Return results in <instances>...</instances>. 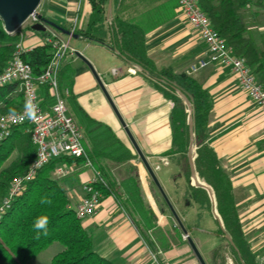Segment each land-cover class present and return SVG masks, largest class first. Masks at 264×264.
<instances>
[{
	"label": "crops",
	"instance_id": "1",
	"mask_svg": "<svg viewBox=\"0 0 264 264\" xmlns=\"http://www.w3.org/2000/svg\"><path fill=\"white\" fill-rule=\"evenodd\" d=\"M79 5L81 11L78 12ZM158 12V20L162 23L149 28L147 21L156 23L153 16ZM90 14L89 0H49L45 17L72 28L76 18H79V27H84ZM120 16L129 22L143 21L148 29L146 72L124 61L107 45L81 38L69 39L65 35L61 37L95 68L204 262L238 264L225 242L226 237L217 233L221 224L216 221L214 207L202 208L190 199V187L207 185L196 173L197 183L192 170L191 178L186 177L183 154L169 155L173 149L171 115L174 104L159 91L154 75L168 69L177 75H189L202 85L212 104L207 143L231 180L238 215L251 251L257 263L264 264V110L258 108L241 88L230 68L212 63L206 69L192 73L193 66L207 57V47L188 24L176 0H130L121 9ZM254 19L250 16V24ZM251 27L247 26V35L258 49H262L261 28ZM47 38L48 33L28 31L24 44L27 50H32L44 45ZM65 64H71L75 71L71 97L90 119L110 127L134 156L129 164L122 165L105 158L96 160L97 167H102L117 183L121 200L114 195L103 199L97 214L82 221L84 229L93 238L94 251L112 264H201L91 69L73 55L67 56ZM70 112L85 133L71 106ZM86 145L91 147L87 136ZM195 154L194 148L193 161ZM187 157L191 168L189 152ZM61 165L70 171L61 183L76 208L85 197L84 186L98 180L102 172L96 171L94 166L86 167L85 162ZM131 166L138 169L144 201L158 218L157 228L145 234L136 225L139 217L123 202L126 194L121 181L133 175Z\"/></svg>",
	"mask_w": 264,
	"mask_h": 264
},
{
	"label": "trees",
	"instance_id": "2",
	"mask_svg": "<svg viewBox=\"0 0 264 264\" xmlns=\"http://www.w3.org/2000/svg\"><path fill=\"white\" fill-rule=\"evenodd\" d=\"M129 2L130 0H89L91 14L87 24L84 27L78 26L74 35L90 42L107 45L124 61L146 72L149 61L146 50L148 29L143 21L129 22L120 16L121 9ZM200 6L235 55L244 58L264 84V47L258 49L252 38L247 35L248 28L244 15L251 6L264 9V0H200ZM110 15L111 24L108 21ZM153 17L156 23L147 21L149 28L162 23L158 20L159 12ZM56 25L68 31H72L73 28ZM51 29L63 36L59 29ZM27 30L34 31L32 27ZM20 40L18 34L9 35L0 20V73L8 65ZM52 50V46L45 43L24 56L36 76H40L47 68L52 58ZM74 75L75 71L71 64L62 66L59 74L62 90H71ZM154 79L159 91L174 104L171 115L173 149L169 155H184L185 174L188 179L191 178L187 157L191 143L189 119L190 116L193 118L195 169L207 187H190V199L202 208L214 207L216 221L221 224L217 233L222 237L228 235L232 239L233 245L227 240L225 242L238 264H258L244 236L231 180L222 169L218 156L207 143L212 109L209 93L193 77L177 75L168 69L154 75ZM18 88L17 84L0 88V117L18 112L24 106L23 96L18 93ZM39 94L44 106L54 104L48 86L41 85ZM183 96L190 102L191 110ZM69 104L86 130L85 134L91 145L90 148L86 145L89 159L96 171L102 172L93 185L94 188L102 194V200L113 195L121 200L117 183L102 167H97L96 160L105 158L122 165L129 164L134 156L110 127L90 119L73 97L69 99ZM35 159L36 151L31 137L23 127L14 129L10 137L0 140V202L7 195L10 184L16 177L25 174ZM73 162L84 163L85 160L62 158L53 161L25 185L22 194L0 221V263L29 264L53 245L59 244L62 250L53 257L50 264H112L94 251L92 236L84 229L82 220L78 219L61 181L54 177V172L60 164L68 166ZM131 169L133 175L121 181V187L126 194L123 202L139 217L136 225L145 234L157 228L158 218L144 201L138 169L132 166ZM44 197L50 199L52 203L42 204L41 198ZM41 215L49 218L47 235L43 232L38 234L33 228L35 219Z\"/></svg>",
	"mask_w": 264,
	"mask_h": 264
},
{
	"label": "built area",
	"instance_id": "3",
	"mask_svg": "<svg viewBox=\"0 0 264 264\" xmlns=\"http://www.w3.org/2000/svg\"><path fill=\"white\" fill-rule=\"evenodd\" d=\"M176 1L188 24L198 32L207 47V57L193 66L192 73H198L212 63L230 68L241 88L258 108L264 110V84L246 60L235 55L226 40L216 31L210 18L202 10L200 0ZM79 11H81L80 5ZM30 20H32V25L39 22L37 15L28 21ZM108 21L111 24L112 18ZM78 26L79 18H76L71 31L73 34ZM47 33L46 43L53 48L52 58L40 76L35 75L32 66L24 59V56L31 50L26 49L23 35L17 43L8 65L0 73V88L17 84L24 101V106L18 112L0 117V140L10 137L14 129L23 127L25 132L30 135L36 151V159L28 171L16 177L10 184L7 195L0 202V221L22 194L25 185L51 162L62 158L84 159L85 166L93 168L86 148L84 130L70 112V89L62 90L59 82V74L64 60L68 55L76 56L78 51L73 49L70 42L61 37L62 35L51 28H48ZM41 85L49 87L51 97L55 101L53 105L44 106L42 104L39 94ZM29 100L36 106V115L33 119H28L25 113V104ZM69 174L70 171L60 164L54 172V177L62 180ZM96 181L84 186L85 197L75 208L78 219L82 221L95 216L101 206L102 194L93 186ZM185 238L187 239V237Z\"/></svg>",
	"mask_w": 264,
	"mask_h": 264
},
{
	"label": "water",
	"instance_id": "4",
	"mask_svg": "<svg viewBox=\"0 0 264 264\" xmlns=\"http://www.w3.org/2000/svg\"><path fill=\"white\" fill-rule=\"evenodd\" d=\"M42 3V0H0V20L3 23V27L5 31L9 35H14L16 34L22 27L23 25L34 15L38 16L39 22L36 23L35 25L32 26V29L36 32L39 33H46L48 28H57L59 29L63 35L68 36L69 38L72 39H79L77 35H74L71 31L65 30L61 27H58L55 23L43 18L42 16L38 15L37 11ZM111 19V15L110 18ZM76 56H78L84 63L88 65V67L91 69L95 79L97 80L98 84L100 85L101 89L105 93L109 103L111 104L113 110L115 111L117 117L119 118L122 126L124 127L132 145L134 146L139 158L141 159L145 169L147 170L150 178L158 188L159 192L161 193L162 197L166 201L169 209L171 210L176 222L178 223L179 227L187 237L188 242L192 246L196 256L198 257L199 261L201 264H206L199 253L196 245L194 244L193 240L189 236V232L186 229L184 223L182 222L181 218L179 217L178 213L176 212L174 206L172 205L168 195L166 194L162 184L160 183L154 169L150 165L147 157L145 154L142 152L140 149L138 143L136 142L135 138L133 137L131 131L127 127L125 121L121 117L118 109L116 108L114 102L112 101L108 91L106 90L104 84L102 83L98 73L96 72L95 68L93 65L80 53L77 52ZM184 97V96H183ZM188 107L191 108L190 102L184 97ZM189 124H190V136H191V143H190V148H189V156L191 160V170L193 177L196 179L198 183V178L196 176V169H195V164L193 161V154H194V146H195V139H194V127H193V118L190 116L189 119ZM226 239L233 245L232 239L228 236L225 235Z\"/></svg>",
	"mask_w": 264,
	"mask_h": 264
},
{
	"label": "rangeland",
	"instance_id": "5",
	"mask_svg": "<svg viewBox=\"0 0 264 264\" xmlns=\"http://www.w3.org/2000/svg\"><path fill=\"white\" fill-rule=\"evenodd\" d=\"M48 3L49 0H42V3L37 11L38 15L42 16L43 18L46 19L45 14H46V10L48 8ZM246 14L245 15V20H246V24L247 26H256L257 28H261L262 30V35L264 36V9H258L255 7H248L247 10L245 11ZM250 16L251 17H255L254 22L252 24H250ZM33 26L32 25V20L27 21L23 27L16 33L18 34L20 37H24V40L26 39V33L28 32V28ZM252 28V27H251ZM195 148V146H194ZM196 149V148H195ZM147 171V170H146ZM187 177V175H186ZM62 181V180H60ZM203 182V181H202ZM61 250L62 247L59 244H55L53 247L49 248L47 251H45L44 253H42L40 256H38V258H36L33 262L29 263V264H50L52 258ZM2 264V263H0Z\"/></svg>",
	"mask_w": 264,
	"mask_h": 264
},
{
	"label": "clouds",
	"instance_id": "6",
	"mask_svg": "<svg viewBox=\"0 0 264 264\" xmlns=\"http://www.w3.org/2000/svg\"><path fill=\"white\" fill-rule=\"evenodd\" d=\"M25 113L28 119L35 118L36 115V106L29 100L25 104ZM42 204H51L52 201L46 197L41 198ZM49 224V218L46 215H41L37 217L34 221L33 228L36 230V232L39 234L43 232L44 235H47V228Z\"/></svg>",
	"mask_w": 264,
	"mask_h": 264
}]
</instances>
